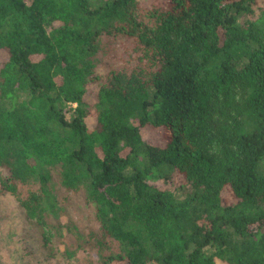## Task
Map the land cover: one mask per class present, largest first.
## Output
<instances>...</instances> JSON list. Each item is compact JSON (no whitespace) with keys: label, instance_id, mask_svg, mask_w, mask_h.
Wrapping results in <instances>:
<instances>
[{"label":"trees","instance_id":"obj_1","mask_svg":"<svg viewBox=\"0 0 264 264\" xmlns=\"http://www.w3.org/2000/svg\"><path fill=\"white\" fill-rule=\"evenodd\" d=\"M2 191L60 264H264V0H0Z\"/></svg>","mask_w":264,"mask_h":264},{"label":"rangeland","instance_id":"obj_2","mask_svg":"<svg viewBox=\"0 0 264 264\" xmlns=\"http://www.w3.org/2000/svg\"><path fill=\"white\" fill-rule=\"evenodd\" d=\"M0 264H60L54 248L44 245L41 229L7 191L0 192Z\"/></svg>","mask_w":264,"mask_h":264}]
</instances>
